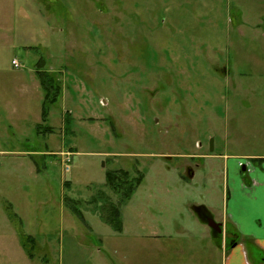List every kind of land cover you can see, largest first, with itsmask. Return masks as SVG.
Here are the masks:
<instances>
[{
  "label": "rangeland",
  "instance_id": "rangeland-1",
  "mask_svg": "<svg viewBox=\"0 0 264 264\" xmlns=\"http://www.w3.org/2000/svg\"><path fill=\"white\" fill-rule=\"evenodd\" d=\"M41 59L62 87L46 121ZM247 153H264V0H0V264H196ZM117 170L144 174L121 231L95 210Z\"/></svg>",
  "mask_w": 264,
  "mask_h": 264
},
{
  "label": "crops",
  "instance_id": "crops-1",
  "mask_svg": "<svg viewBox=\"0 0 264 264\" xmlns=\"http://www.w3.org/2000/svg\"><path fill=\"white\" fill-rule=\"evenodd\" d=\"M233 157L225 165L226 210L218 220L223 231L219 237L211 231L217 253L193 260L196 264H264V153Z\"/></svg>",
  "mask_w": 264,
  "mask_h": 264
},
{
  "label": "trees",
  "instance_id": "trees-1",
  "mask_svg": "<svg viewBox=\"0 0 264 264\" xmlns=\"http://www.w3.org/2000/svg\"><path fill=\"white\" fill-rule=\"evenodd\" d=\"M41 61L42 59L38 61L36 73L46 92V103L42 114L43 120L46 121V117L48 115L47 104L58 101L62 92V87L60 81H55L53 75L49 74L47 70H44L42 66H39L41 65ZM143 176V173L131 176L130 173L125 170L111 171L107 173L106 184L118 196V203L113 201L107 193L102 191V193L100 192L97 194L99 198H96V200L100 206L99 208L97 206L95 210L99 211L103 221L111 225L116 231H121L123 227L121 205L131 198L134 191L142 182ZM67 185H69V183H67ZM72 210L75 214H77V216L83 219V213L78 207H73ZM205 213L210 214L208 210H205ZM205 213L203 214L202 220H205ZM28 240L34 242V238L32 236H28L27 241Z\"/></svg>",
  "mask_w": 264,
  "mask_h": 264
},
{
  "label": "built area",
  "instance_id": "built-area-1",
  "mask_svg": "<svg viewBox=\"0 0 264 264\" xmlns=\"http://www.w3.org/2000/svg\"><path fill=\"white\" fill-rule=\"evenodd\" d=\"M12 63L14 65V67H16V68H20L22 66L18 59H13ZM63 155H64L63 165H64V170H65L64 172H70L71 171L72 153L71 152H65V153H63Z\"/></svg>",
  "mask_w": 264,
  "mask_h": 264
},
{
  "label": "water",
  "instance_id": "water-1",
  "mask_svg": "<svg viewBox=\"0 0 264 264\" xmlns=\"http://www.w3.org/2000/svg\"><path fill=\"white\" fill-rule=\"evenodd\" d=\"M211 149H213V145H212ZM207 223L212 229H216L219 233H221L223 231L222 223L221 222H217L212 216H210L207 219Z\"/></svg>",
  "mask_w": 264,
  "mask_h": 264
},
{
  "label": "flooded vegetation",
  "instance_id": "flooded-vegetation-1",
  "mask_svg": "<svg viewBox=\"0 0 264 264\" xmlns=\"http://www.w3.org/2000/svg\"><path fill=\"white\" fill-rule=\"evenodd\" d=\"M245 168H246V167H244V169H245ZM210 216H211L210 214L205 213V215H204V219L207 220ZM212 233H213V235H214L215 237H219V236H221V233H219L216 229H212Z\"/></svg>",
  "mask_w": 264,
  "mask_h": 264
}]
</instances>
